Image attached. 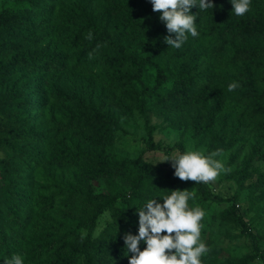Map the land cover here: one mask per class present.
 <instances>
[{"label":"trees","instance_id":"1","mask_svg":"<svg viewBox=\"0 0 264 264\" xmlns=\"http://www.w3.org/2000/svg\"><path fill=\"white\" fill-rule=\"evenodd\" d=\"M19 1L0 11V264L13 254L24 264H129L134 254L124 236L138 235L137 208L150 199L162 204L172 190L230 203L217 216L252 241L249 254L222 260L206 253L201 264L264 260L262 236L237 207L243 189L264 199V167L256 164L264 161V0H250L243 16L231 0L193 7L199 35L188 34L179 49L165 43L175 34L151 0ZM232 82L239 87L229 92ZM148 99L158 115L175 117V129L184 127L181 137L190 129L209 138L207 155L234 149L233 196L208 183L188 186L173 161L153 164L117 150L123 119L136 113L145 118L148 147L161 148ZM193 199L188 205L196 208ZM105 211L112 220L95 235Z\"/></svg>","mask_w":264,"mask_h":264},{"label":"clouds","instance_id":"2","mask_svg":"<svg viewBox=\"0 0 264 264\" xmlns=\"http://www.w3.org/2000/svg\"><path fill=\"white\" fill-rule=\"evenodd\" d=\"M153 10L162 13L160 19L166 23L169 33L165 37L168 46L179 49L188 39L199 35L195 26L197 15L191 13L193 7L199 12L215 7L209 0H151ZM233 12L243 16L250 10V0H231ZM92 39V34L86 37ZM101 45H97V50ZM92 56V53H89ZM239 87L238 82L228 85V91ZM222 150L218 149L205 156L198 151H186L173 161L174 175L182 181L210 183L223 172L230 169L215 159ZM195 198L194 192L188 190H172L171 195L164 196L163 203L157 199L148 200L142 207L137 208L139 216L138 235L126 233L124 236L127 254L132 253L129 264H201L200 257L209 251L205 243L200 241V221L205 213L200 207L190 209L188 200ZM167 233L164 235L163 233ZM146 247L141 250L140 243ZM5 264H24L19 254H13L5 260Z\"/></svg>","mask_w":264,"mask_h":264},{"label":"rangeland","instance_id":"3","mask_svg":"<svg viewBox=\"0 0 264 264\" xmlns=\"http://www.w3.org/2000/svg\"><path fill=\"white\" fill-rule=\"evenodd\" d=\"M20 5L19 0H0V11L4 8L15 9ZM143 55L141 48L137 51ZM145 82L149 85L155 83V74L148 70L145 74ZM165 88L162 87V90ZM150 124L156 126L155 142L161 145V148L152 150L147 145L148 134L145 129V118L140 114L129 119H123L122 127L117 134L116 148L118 151L129 157H142L148 162L158 164L170 158L178 157L186 151H198L207 156V149L209 147L210 139L206 137L197 138L193 135L190 129H187L184 137H181L182 129H175L171 122L175 117H167L158 115L154 112L153 99L147 100ZM245 137L251 139L253 132L243 127ZM182 144L184 149H180L179 145ZM245 152L248 151L249 145L245 144ZM234 149L222 152L220 156L215 159L220 160L225 168L230 171L235 170L239 164L229 166L228 161ZM244 154V153H242ZM256 164L264 167L263 162H256ZM229 172V171H228ZM221 172L216 180L208 183L214 192L219 193L223 197H231L238 190V183L234 179H228L227 173ZM256 178V177H255ZM254 178V179H255ZM253 179V180H254ZM248 180L246 183H250ZM188 186H192L194 181L188 180ZM239 199L237 207L242 214L243 218L248 222L251 230L257 235L262 236L261 247L264 248V199L257 201L253 200L249 194V189L239 191ZM193 202L196 207H200L205 215L204 222L200 230V241L205 243L209 249L208 252L214 257L219 259L238 258L253 251L251 239L241 234L242 229L229 222H222L217 216L218 212L225 208L230 203L217 204L212 201L201 202L194 198ZM190 209L194 208L188 205ZM112 220L110 212L105 211L99 219L97 231L98 234L110 221ZM205 253V254H206ZM251 264H264L263 259H257Z\"/></svg>","mask_w":264,"mask_h":264}]
</instances>
